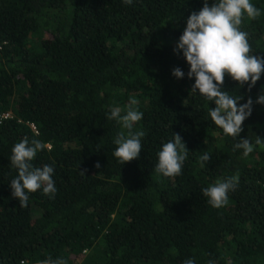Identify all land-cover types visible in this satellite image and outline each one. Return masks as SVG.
<instances>
[{"label": "trees", "instance_id": "obj_1", "mask_svg": "<svg viewBox=\"0 0 264 264\" xmlns=\"http://www.w3.org/2000/svg\"><path fill=\"white\" fill-rule=\"evenodd\" d=\"M250 3L261 14L245 15L240 29L250 54L264 57V0ZM203 4L0 0V264H264V143L247 157L233 150L238 140L214 125L215 104L190 91L195 77L174 52ZM221 90L253 100L238 139L264 138V104L255 103L264 74L251 90L226 74ZM132 99L143 113L134 130L145 135L139 158L122 165L114 139L126 130L107 117ZM173 133L188 158L165 177L155 165ZM24 138L45 144L32 163L52 166L56 187L28 193L27 207L9 186L12 148ZM234 175L228 204L212 207L202 189Z\"/></svg>", "mask_w": 264, "mask_h": 264}, {"label": "clouds", "instance_id": "obj_2", "mask_svg": "<svg viewBox=\"0 0 264 264\" xmlns=\"http://www.w3.org/2000/svg\"><path fill=\"white\" fill-rule=\"evenodd\" d=\"M126 2L131 3V0ZM260 14V9L250 3V0H213L211 4L204 0L203 7L198 12L193 11L187 18L186 27L179 38L177 48L174 49V52L182 51L183 57L190 65L188 78L195 77V83L190 91L198 92L215 104V107L209 110L212 122L222 129L225 135L238 140L233 150H242L244 157L249 156L256 146L264 143V138L257 135L254 143L248 137L238 139L243 130V122L251 116L253 100L249 97L246 103L238 104V101L243 99L242 96L237 98L221 89L226 74L238 82L240 87L247 84L249 90L264 74V57L250 54L248 33L240 29L245 15L249 19H256ZM172 75L178 79L184 77L179 67L173 69ZM255 103L264 104V95H259ZM137 105L138 101L132 99L123 115L120 107H114L107 117L115 120L126 130L120 131L114 139L117 147L113 155L122 165L138 159L142 151L141 139L145 133L134 130L136 123L143 117ZM44 148L45 144L42 141L36 139L29 141L28 138H24L12 148L11 165L17 169L18 174L11 180L9 186L12 196L19 200L21 207L28 206V193L41 188L46 195L56 192L52 178L54 168L47 164L35 167L32 163L37 153ZM188 151L181 136L173 133V139L164 143L157 154L158 163L155 165V171L165 177L180 175L183 163L188 158ZM210 157L205 152L199 157V161L202 164L209 163ZM95 166L101 167L98 162ZM85 171L81 173L85 174ZM238 179V176L234 175L217 180L203 188L202 195L208 198V203L212 207H224L229 201L228 193L235 189ZM41 264H66V261L49 258ZM183 264H195V261L189 258ZM209 264L212 262L209 261Z\"/></svg>", "mask_w": 264, "mask_h": 264}, {"label": "built area", "instance_id": "obj_3", "mask_svg": "<svg viewBox=\"0 0 264 264\" xmlns=\"http://www.w3.org/2000/svg\"><path fill=\"white\" fill-rule=\"evenodd\" d=\"M5 117H6V118L9 117V115H6ZM21 264H27V263H26V262H22Z\"/></svg>", "mask_w": 264, "mask_h": 264}]
</instances>
